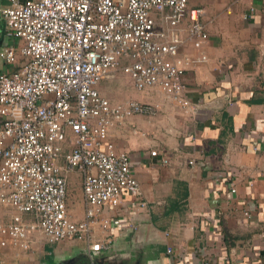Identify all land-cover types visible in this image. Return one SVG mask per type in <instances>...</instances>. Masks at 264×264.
<instances>
[{"label":"built area","instance_id":"1","mask_svg":"<svg viewBox=\"0 0 264 264\" xmlns=\"http://www.w3.org/2000/svg\"><path fill=\"white\" fill-rule=\"evenodd\" d=\"M189 3L9 0L0 9L5 35L20 42L3 48L0 60L14 65L18 55L24 59L16 70L0 73V255L8 247L31 250L36 236L51 244L84 241L97 253L112 242L93 238L96 224L104 231L110 226L99 218L103 207H117L123 194L146 206L128 154L108 138L132 116H155L157 106L112 103L97 86L122 72L137 92L158 89L185 111L194 110L183 76L207 60L209 36L204 10ZM187 45L199 51L197 57L181 55ZM74 172L82 179L81 221L67 206L66 176ZM0 264L12 262L0 258Z\"/></svg>","mask_w":264,"mask_h":264},{"label":"crops","instance_id":"2","mask_svg":"<svg viewBox=\"0 0 264 264\" xmlns=\"http://www.w3.org/2000/svg\"><path fill=\"white\" fill-rule=\"evenodd\" d=\"M227 4L193 6L204 10L209 36L207 60L183 76L194 110L185 111L158 89H118L112 100L110 87L97 86L112 103L157 106L155 116H132L109 131L108 142L129 156L146 206L123 194L117 207H103L99 218L110 226L104 231L96 224L93 238L109 236L108 249L95 253L90 243L70 241L60 250L36 236L31 250L8 247L0 258L12 264H264V0ZM7 6L9 0H0V9ZM18 44L5 35L0 16V51ZM180 53L197 57L199 51L187 45ZM16 60H0V73L24 61L19 55ZM64 147L69 150L71 141ZM66 181L69 212L81 221V176L74 172Z\"/></svg>","mask_w":264,"mask_h":264},{"label":"rangeland","instance_id":"3","mask_svg":"<svg viewBox=\"0 0 264 264\" xmlns=\"http://www.w3.org/2000/svg\"><path fill=\"white\" fill-rule=\"evenodd\" d=\"M230 1V0H229ZM228 0H190V7L197 6V4H201L200 7H204L206 10H211L214 8L215 4H219L220 9L221 8H230V6L227 4L229 2ZM234 1V0H233ZM220 2V3H219ZM224 5V6H223ZM226 6V7H225ZM219 9V10H220ZM103 85L106 88H109V94L112 98V100H116L119 97V91L118 89H121L122 91H135L132 88V81L130 77L122 72L115 73L109 77L104 78L102 81L99 82L98 86ZM119 92V93H118ZM73 200V197H72ZM70 199V203L72 201ZM70 210L74 211L75 209V201L71 203ZM75 215V211L73 212ZM47 242V241H46ZM70 241H62L60 243H57V246H61L60 250H63L64 248L74 244L73 242L69 243ZM47 244H51L48 243Z\"/></svg>","mask_w":264,"mask_h":264}]
</instances>
